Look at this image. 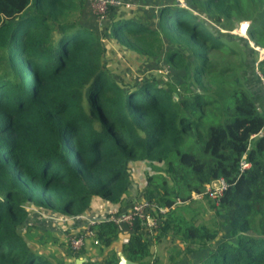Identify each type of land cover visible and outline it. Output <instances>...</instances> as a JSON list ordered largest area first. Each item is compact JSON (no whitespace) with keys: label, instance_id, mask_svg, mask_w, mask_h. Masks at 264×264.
Masks as SVG:
<instances>
[{"label":"trees","instance_id":"1","mask_svg":"<svg viewBox=\"0 0 264 264\" xmlns=\"http://www.w3.org/2000/svg\"><path fill=\"white\" fill-rule=\"evenodd\" d=\"M85 3L0 0V264H57L25 235L46 216L40 210L74 217L99 196L122 205L106 217L127 211L137 162L147 170L135 198L168 210L153 235L138 220L125 227L126 258L154 264L151 243L170 236L201 252L186 264H264V112L243 80L249 69L259 81L249 40L264 47V0H190L194 9L168 0L156 28L108 7L115 14L103 35L163 56L181 75L176 85L114 80L102 38L77 21ZM244 20L247 38L232 32ZM258 69L264 78V58ZM243 155L250 166L240 170ZM218 178L226 187L211 204L220 215L211 230L182 212ZM90 229L100 258L81 264H118L106 249L120 227L103 219Z\"/></svg>","mask_w":264,"mask_h":264},{"label":"rangeland","instance_id":"2","mask_svg":"<svg viewBox=\"0 0 264 264\" xmlns=\"http://www.w3.org/2000/svg\"><path fill=\"white\" fill-rule=\"evenodd\" d=\"M167 1L168 0H137L130 9H118L119 11H117V13H124L137 21H141L156 28L158 6ZM181 2L184 4V7L194 9L190 0H182ZM110 11V14L106 12L105 15L100 16L94 14L87 3H85V9L77 16V21L84 27L93 30L102 38L105 46V65L112 78L121 84H136L141 79L145 78H154L157 82L163 84H178L181 81V75L170 66H168L169 69L166 67L167 63L164 61L163 56L151 58L142 56L120 45L115 39L103 35L106 26L115 14L114 11ZM205 18L207 19L206 16ZM236 25L238 26L237 23L235 26ZM213 26L217 27L218 25L213 23ZM243 28L244 27H242V29ZM221 31H223V33L226 32L223 29ZM239 32L241 31L238 27L235 33L239 34ZM246 35L245 32L242 37L247 38ZM167 48L168 47L165 46L164 50ZM165 68H167V70ZM193 200L195 201L190 203L192 211L182 212V214L188 218L194 217L196 223H204L211 230L217 229L219 227L217 226V221L220 219V215L215 212L216 210L214 207H211V204H215V202L208 197ZM32 223V226L37 227V229H33L34 232L29 229L25 232V235L33 248L39 250L43 247L42 252L46 255L54 256L57 264H75V259H82L80 256H77L75 250L69 245L68 239L73 234V230L63 224L61 220H52L47 215H38L37 220ZM226 229V226L222 225L219 231L225 232ZM42 237L46 238L42 239ZM186 248L187 245L180 243L176 238L163 236L161 239L151 243L150 251L152 252V257H150V260L152 259L154 264H170L171 260L175 259V261H180L181 264H186L196 261L199 255H202L200 251L186 253ZM95 251L97 252V248H95ZM83 262L84 261L81 263Z\"/></svg>","mask_w":264,"mask_h":264},{"label":"built area","instance_id":"3","mask_svg":"<svg viewBox=\"0 0 264 264\" xmlns=\"http://www.w3.org/2000/svg\"><path fill=\"white\" fill-rule=\"evenodd\" d=\"M184 6L181 2L182 0H176ZM89 8L92 10L94 14H98L100 16L105 15L108 7H128L129 4L123 3L121 0H86ZM244 28L242 29V26ZM249 25V21H241L236 25L232 32L235 33V30L239 27V34L244 35L246 28ZM238 34V33H236ZM250 46L257 52V59L254 63L255 72L259 76L262 83H264V78L262 74L259 72L258 64L264 58V47L256 45L253 41L249 40ZM260 134H264V123L260 130ZM250 166V162L246 160L245 155L242 156L239 167L240 170L246 169ZM226 187V183L222 178H218L212 180L205 184V188L203 192H192V199H202L203 197H208L212 199L215 204H218L219 198L223 193L224 188ZM177 204L182 203L181 200L176 201ZM167 207L159 206L157 203L147 200V199H137L134 198L131 201V204L127 211L120 212L116 215H112L110 217H105L100 220L106 219L111 220L118 226L126 225L129 228H132L135 221H139L141 226L147 235H153L154 231L159 227L162 215L167 211ZM98 220H89L87 222L86 227L83 231L77 234H72L70 236L69 245L73 250H79L83 245L85 238L93 236V232L90 229V225L94 224Z\"/></svg>","mask_w":264,"mask_h":264},{"label":"crops","instance_id":"4","mask_svg":"<svg viewBox=\"0 0 264 264\" xmlns=\"http://www.w3.org/2000/svg\"><path fill=\"white\" fill-rule=\"evenodd\" d=\"M123 3L129 4L128 7L125 8H131L134 2L137 0H121ZM88 5V4H87ZM244 77V84L246 85L247 89L251 93L252 97L254 98V102L257 105L258 108H260L264 112V83L259 78V81L250 73L249 69L245 72ZM147 170V166L145 163H134L132 167V179L133 182L129 187V194L126 197L127 201L130 200L131 198L135 197L137 192L142 190V187L145 184V172ZM124 204V203H123ZM122 205L120 204H115V203H109V201L103 199L102 197L99 196H94L92 197L90 206L88 209L77 216L74 217H68V218H63V217H56L54 220H61L63 224L67 225V227H70L74 234L80 233L81 231L84 230V228L87 225V222L92 219L100 220L102 218H105L109 214H113L115 211H118ZM41 213L45 215H50L51 213L45 212L40 210ZM53 215V214H52ZM61 224V223H60ZM119 234L118 237L111 243L110 247L107 248L106 250L109 249H115L116 254L121 251V245L123 242H125L129 235L130 232L127 229H130L126 225L119 226ZM127 227V229L125 228ZM87 237L85 238L84 245L81 248H85V250L81 253L83 255L81 258L82 261L86 260L87 256L90 260L94 259H99L100 257L97 255V252L95 251V248L92 246V238ZM80 248V249H81ZM78 250H75L77 252ZM95 252V253H94ZM106 252V251H105ZM122 252V251H121ZM76 261V259H75Z\"/></svg>","mask_w":264,"mask_h":264},{"label":"water","instance_id":"5","mask_svg":"<svg viewBox=\"0 0 264 264\" xmlns=\"http://www.w3.org/2000/svg\"><path fill=\"white\" fill-rule=\"evenodd\" d=\"M117 256H118V264H138L126 258L121 251L117 253ZM81 262H82L81 259H76L75 264H80Z\"/></svg>","mask_w":264,"mask_h":264}]
</instances>
